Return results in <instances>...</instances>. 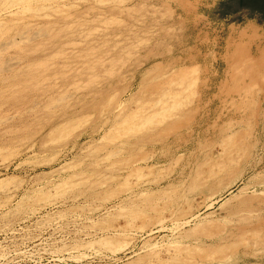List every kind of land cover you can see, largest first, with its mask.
<instances>
[{"label": "bare ground", "instance_id": "1", "mask_svg": "<svg viewBox=\"0 0 264 264\" xmlns=\"http://www.w3.org/2000/svg\"><path fill=\"white\" fill-rule=\"evenodd\" d=\"M59 1L0 0V125L9 123L0 136L10 132L27 142L33 140L40 126H47L49 129L38 139L42 150H54L69 141L73 146L85 136L91 142L85 154L89 160L86 169L96 170V176L88 180L87 176L92 175H71L65 183L48 189L38 187L9 212L31 211L79 195L88 201L87 207L92 205L88 208L90 212L125 192L126 198L117 206L88 223L98 231L118 232L125 225L121 221L123 225L116 229L112 223L115 217H122L123 221L129 218L133 224L139 221L138 226L144 227L163 216L162 211L170 205L171 216L184 218L193 209L195 199L211 205L243 179L245 170L257 169L258 161L246 153L247 141L256 129L251 131L240 123L214 124V129L224 136L217 154L205 148L191 165L187 180H180L164 202L156 203L154 192L138 191L137 182L153 172V166L145 164L147 158L142 156L146 146L176 132L174 129L187 119L191 111L188 107L198 94L199 69L172 62L162 65L168 52H163L164 42L156 41L148 29L151 26L153 30L154 24L148 23L154 21L143 19V34L134 30L141 19L136 14L139 8L126 6L125 0H98L101 5L96 14L72 20ZM145 25H148L146 30ZM118 34L120 37H116ZM141 49H145L144 54L140 53ZM241 49L240 45L235 47L232 57L244 62L250 74H254L258 62L241 57ZM145 64L149 65L147 69L140 70ZM126 70L131 72L128 81ZM137 74L140 81L134 92L122 99ZM12 125L18 129L6 130ZM172 135L174 139L179 134ZM5 147L0 146V160ZM241 162L247 165L240 169ZM161 172L157 170L156 175ZM133 175L137 177L134 182ZM14 179H0V188L15 183ZM157 179L153 176L150 182ZM101 183L111 187L99 186ZM263 183L241 188L238 197H232L237 202L229 209L228 216L242 222L256 217L260 209L264 213V196L255 193ZM6 201L7 198L0 196V203ZM78 208L83 207L70 205L57 213L75 212ZM8 213L4 216L5 225L13 217ZM217 227L199 224L194 230L217 239ZM263 231L261 223H248L237 233L220 236L216 245L175 247L166 260H160L153 250L137 256L131 264H189L196 255L201 261L221 259L238 248L245 250L258 245ZM95 242L101 247L114 248L120 239L119 235H107L95 238Z\"/></svg>", "mask_w": 264, "mask_h": 264}, {"label": "rangeland", "instance_id": "2", "mask_svg": "<svg viewBox=\"0 0 264 264\" xmlns=\"http://www.w3.org/2000/svg\"><path fill=\"white\" fill-rule=\"evenodd\" d=\"M59 3L67 9L69 20L84 15L91 17L101 5L98 0H60ZM125 3L128 7L139 8L135 11L141 19L133 29L140 34H143L144 18L154 21L148 23L154 24L153 30L148 25L145 30L148 26L152 37L164 42L163 52L168 53L162 65L172 62L199 69L196 74L198 94L188 107L191 111L187 119L174 129L179 134L177 138L173 139L172 135L176 132L167 133L159 143L147 145L144 155L139 154L147 158L145 164L153 166V172L137 182L140 183L136 185L137 190L154 192L157 195L155 202H164L180 180H187L191 165L205 148L209 153L217 154L224 136L214 129V124L240 123L249 126L251 131L256 129L247 141L246 153L258 161L257 169L245 170L243 179L211 205H203L195 199L193 209L184 218L171 216L173 207L169 205L162 211L163 216L144 227L138 226L139 221L133 224L129 218L123 221L122 217H115L114 227L119 229L124 224L123 231H98L88 223L117 206L126 198L125 192L90 212L88 208L92 205L87 207L88 201L80 195L74 199H58L54 204L37 206L31 211L9 212L18 206L22 197L38 187L48 189L65 183L71 175L85 174L92 175L87 176L88 180L94 178L96 170H88L85 165L89 162L85 154L91 142L82 136L73 146L69 141L54 150H42L38 139L49 129L47 126H40L33 140L27 142L7 132L0 136V146H6L2 149L0 179L14 177L15 183L0 188V196L7 198L6 203H0V264H131L137 256L153 250L160 260H166L175 247H210L218 243L220 236L237 233L244 224L258 222L264 227L261 209L256 217L242 222L228 216L229 209L237 202V198L232 197H238L241 188L264 182V13L259 11L260 7L264 8V0H125ZM122 18L127 19L125 15ZM239 45L241 57L258 62L254 74H250L244 62L232 57L233 50ZM144 50L140 53L144 54ZM148 66L145 64L140 70ZM124 74L128 81L131 72L126 70ZM139 81L137 74L136 81L122 99L134 92ZM125 84L126 81L123 86ZM8 124H1L0 132ZM8 129L18 128L12 125ZM72 163L77 166L70 168L68 165ZM246 165L241 162L239 168ZM157 170L162 172L156 175ZM153 176L158 179L151 183ZM136 178L133 175L131 180L134 182ZM99 186L110 188L111 184ZM255 190L264 196V183ZM70 205L83 208L61 215L57 213ZM7 213L13 217L5 225ZM199 224L218 226L219 237L199 234L201 232L194 230ZM107 235H119L117 246L106 248L95 242V238ZM189 264H264V231L256 246L245 250L238 248L221 259L201 261L196 255Z\"/></svg>", "mask_w": 264, "mask_h": 264}, {"label": "trees", "instance_id": "3", "mask_svg": "<svg viewBox=\"0 0 264 264\" xmlns=\"http://www.w3.org/2000/svg\"><path fill=\"white\" fill-rule=\"evenodd\" d=\"M259 11L264 13V8L263 7H260L259 8Z\"/></svg>", "mask_w": 264, "mask_h": 264}]
</instances>
